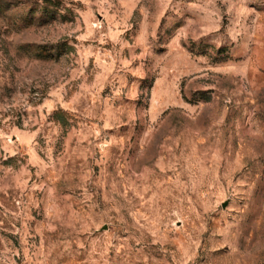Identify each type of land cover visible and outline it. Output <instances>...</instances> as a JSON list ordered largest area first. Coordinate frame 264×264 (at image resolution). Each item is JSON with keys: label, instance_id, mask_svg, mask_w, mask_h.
Wrapping results in <instances>:
<instances>
[{"label": "rangeland", "instance_id": "rangeland-1", "mask_svg": "<svg viewBox=\"0 0 264 264\" xmlns=\"http://www.w3.org/2000/svg\"><path fill=\"white\" fill-rule=\"evenodd\" d=\"M0 264H264V0H0Z\"/></svg>", "mask_w": 264, "mask_h": 264}]
</instances>
